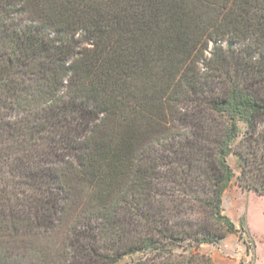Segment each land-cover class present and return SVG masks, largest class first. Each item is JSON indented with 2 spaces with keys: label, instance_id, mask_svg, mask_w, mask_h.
I'll return each mask as SVG.
<instances>
[{
  "label": "trees",
  "instance_id": "obj_1",
  "mask_svg": "<svg viewBox=\"0 0 264 264\" xmlns=\"http://www.w3.org/2000/svg\"><path fill=\"white\" fill-rule=\"evenodd\" d=\"M135 2L108 16L88 0H0V136L24 151L50 133L29 172L52 191L35 228L88 189L67 264H182V242L236 234L221 210L231 153L239 185L264 195V0Z\"/></svg>",
  "mask_w": 264,
  "mask_h": 264
},
{
  "label": "rangeland",
  "instance_id": "obj_2",
  "mask_svg": "<svg viewBox=\"0 0 264 264\" xmlns=\"http://www.w3.org/2000/svg\"><path fill=\"white\" fill-rule=\"evenodd\" d=\"M88 3L108 16L143 9L135 0H88ZM74 37L81 40V33ZM212 47L213 44L209 43L205 56L210 55ZM67 127L69 125L59 129L58 137L65 135ZM239 127L243 134L245 126L240 123ZM259 131L264 132V126ZM48 137L50 133L28 142L24 151H17L14 136H0V264H67L71 257L73 238L79 235L72 229L78 228L75 226L76 214L84 205L87 188H72L74 191L70 198L73 197L75 202L69 198L66 200L63 218L53 221L52 229L35 228L38 220L46 215L43 202L52 191L50 184L44 180L30 181L29 172L40 165L39 156L49 150ZM18 158L24 162L22 168L18 166ZM226 162L233 178L223 193L221 210L238 232L227 235L217 244H202L197 249L188 240L182 242L181 247L175 249L177 260L184 259L182 264H206L194 260L189 263L188 257L192 252L208 257L210 264H264V195L239 185L241 166L234 154L228 155ZM65 176L70 177V173ZM3 192L5 194L1 195ZM152 256L150 253L126 255L116 264H139Z\"/></svg>",
  "mask_w": 264,
  "mask_h": 264
}]
</instances>
